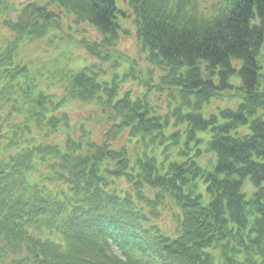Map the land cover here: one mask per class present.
<instances>
[{
  "label": "trees",
  "instance_id": "16d2710c",
  "mask_svg": "<svg viewBox=\"0 0 264 264\" xmlns=\"http://www.w3.org/2000/svg\"><path fill=\"white\" fill-rule=\"evenodd\" d=\"M12 1L0 0L18 14L2 21L16 39H0V264H264V0H216L211 17L198 0H126L128 15L117 0ZM65 16L97 29L80 42L101 62L132 18L159 81L121 95L95 66L65 75L60 102L37 92L21 44ZM131 69L125 80H137ZM223 99L231 107L204 115ZM67 101L102 107V139L72 130L57 113ZM165 210L173 234L156 223Z\"/></svg>",
  "mask_w": 264,
  "mask_h": 264
},
{
  "label": "rangeland",
  "instance_id": "374dc122",
  "mask_svg": "<svg viewBox=\"0 0 264 264\" xmlns=\"http://www.w3.org/2000/svg\"><path fill=\"white\" fill-rule=\"evenodd\" d=\"M30 1L13 0L12 2L20 10ZM117 2L127 15L130 14L126 6V0H117ZM220 4L216 0H198L199 10L203 15L208 17L215 16L220 12L218 9ZM11 8L9 7L10 10L8 11L0 12V39H2V44L5 46L9 44V41L16 39V35L6 26L2 25V21L5 19L17 18L18 14H16V10L12 12ZM122 25L128 31V34L121 36L120 40L116 43V47L114 48L116 50L114 54L115 60L101 62L93 57L88 52L87 47L81 45L80 41L84 37H87L89 40H99L100 35L97 29L92 28L89 24L78 25L74 17L65 16L59 31H54L43 39L22 43L17 61L27 65L29 78L37 84V92L42 91L49 94L56 102L62 101L66 96L63 85L65 75L78 73L95 66H99L102 69L95 68V72L100 73L101 79L106 80L117 77L121 95L125 92H130L134 97H138L145 90V85L150 83L155 84L159 79L157 71L146 62L145 55L141 51L133 19L128 18L123 20ZM131 64H133L135 69L134 74L138 77L137 80H134L132 77L128 80L124 79V75L131 69ZM235 83L237 84V82ZM226 96H229V94H226ZM150 97L154 109L159 114H165L168 110L166 94L153 91ZM225 99L214 100L211 104L205 105L204 115L208 117L213 113L219 114L220 109L218 107H222V109L231 107L232 102L228 100L225 102ZM9 109L7 107L4 112H7ZM57 113H66L69 116L70 127L78 135H81V130H86L92 134L93 138L98 140L102 139L103 133L107 131L110 125L102 107L95 103L84 104L80 101H67ZM241 131L243 133L248 131V127L241 128ZM67 133L68 131L63 128L61 139ZM127 138V133L122 134L120 140H118L119 145L127 144ZM208 158L209 156H205L204 160ZM204 160L203 162H205ZM119 185L121 188L128 187L124 180L122 182L119 181ZM245 188L253 190V186L249 182L246 183ZM156 223L168 234L175 233L178 225L173 212H169V210L163 211L162 216ZM113 251L118 256L124 257L117 249H113Z\"/></svg>",
  "mask_w": 264,
  "mask_h": 264
}]
</instances>
